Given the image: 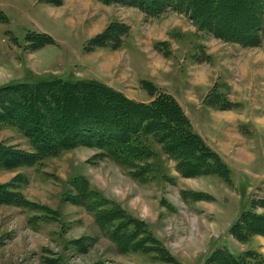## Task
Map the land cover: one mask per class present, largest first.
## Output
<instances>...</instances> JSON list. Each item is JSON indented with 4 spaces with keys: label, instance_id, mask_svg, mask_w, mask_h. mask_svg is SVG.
<instances>
[{
    "label": "rangeland",
    "instance_id": "obj_1",
    "mask_svg": "<svg viewBox=\"0 0 264 264\" xmlns=\"http://www.w3.org/2000/svg\"><path fill=\"white\" fill-rule=\"evenodd\" d=\"M153 2L0 0V47L6 49L0 87L27 76L33 78L27 83L51 75L94 80L146 105L162 92L196 114L203 106L242 116L253 111L264 130V31L244 45L200 27L186 7ZM150 4L155 7L147 9ZM199 87L206 92L200 97ZM111 104L125 109L119 101ZM253 119L241 123L247 140L254 135ZM223 120L237 143L230 149L220 139L219 146L234 158L244 151L236 118ZM13 122L0 120V149L36 155L24 127ZM84 140L45 159L10 168L0 163V189L12 194L0 197V264H224L223 255H214L220 248L209 252L223 243L239 257L264 264V165L259 171L252 161H240L255 175L237 187L231 172L197 175L186 166L182 173L179 159L154 136L142 135L126 157L97 146L91 134ZM184 140L175 150L187 151ZM208 187H215L214 203L229 220L214 213L208 219L200 211L208 205L200 199ZM193 192L195 199L187 200Z\"/></svg>",
    "mask_w": 264,
    "mask_h": 264
},
{
    "label": "trees",
    "instance_id": "obj_2",
    "mask_svg": "<svg viewBox=\"0 0 264 264\" xmlns=\"http://www.w3.org/2000/svg\"><path fill=\"white\" fill-rule=\"evenodd\" d=\"M215 1L219 2L221 8L212 9ZM224 1L160 0V4L167 2L176 9L186 7L183 10L189 11L200 27L210 28L219 37L239 41L244 45L257 40L258 33L264 31V0H228L223 6ZM155 2L157 4L159 0H154L153 4ZM258 2L263 3L262 9H259ZM151 5L147 9H151ZM195 13L200 14L201 18H197ZM214 15L216 17L211 18ZM27 78L13 80L0 87V96L7 92L11 95L10 98H0V120L7 123L15 121L23 126L36 147V155L0 149V163L6 166L4 168L56 155L68 148V144H77L79 141L87 143L84 139L88 133L95 139L97 146L104 145L111 153L119 152L118 155L124 157L132 154L134 143L142 135L154 136L166 145L171 156L179 159V170L189 166L197 175L216 173L228 177L230 174L229 168L196 134L184 110L169 94L161 92L157 99L146 105L127 99L122 93L94 80H62L51 75L27 83L33 81L32 77ZM117 101L125 109L118 108L117 111V107L111 104ZM109 111L112 114L117 112V117L109 116ZM103 115L106 121L101 120ZM64 121H73L74 124L69 125ZM182 138H185L183 143L187 151L175 150V145ZM188 158L193 162L190 163ZM123 163L129 164L127 161ZM11 195L4 187L0 189V197ZM215 254L223 255L224 264H254L227 250L219 249Z\"/></svg>",
    "mask_w": 264,
    "mask_h": 264
},
{
    "label": "crops",
    "instance_id": "obj_3",
    "mask_svg": "<svg viewBox=\"0 0 264 264\" xmlns=\"http://www.w3.org/2000/svg\"><path fill=\"white\" fill-rule=\"evenodd\" d=\"M5 56H6L5 47H4V49H2V47H0V59L4 58ZM6 64L7 63H3L4 66H6ZM0 65H1V63H0ZM1 67H3V66H1ZM0 69H3V68H0ZM27 77H29V76H27ZM2 78H3V75H0V79H2ZM20 79L23 80V79H26V77L16 78V79H13V80H20ZM7 80H9V79H7ZM7 80L3 81V83L7 82ZM13 80H10V81H13ZM204 93H206L204 88L202 89V88L199 87L198 90H195V94H197L199 97L202 94H204ZM183 104H184L185 107L183 106ZM183 104H181V106H182L184 111L185 110L187 111V112L185 111L186 114L188 113L189 115L188 114L187 115L192 118L191 119L189 117L191 119V122L193 124V127H194L195 131L200 133L202 135V137L206 138V140L210 143V145L212 147L214 145V146H216L218 148V150H217L218 152L217 151L216 152L219 153V156L221 157L222 161L229 166L230 172H231L232 177H233L231 185H235L236 184L237 187H243V184L245 183V181L249 180V176H253L254 177L255 174L253 175L249 171H247L246 168L243 167V165H241L240 161H244V162L252 161L253 164H255V166L258 167L259 171L264 165V130L259 126V124L257 122L258 118L255 117L254 112L252 111L249 114V116L247 114L242 116L243 114L238 113V112H230L229 114H225V113L216 112L214 109L211 110L210 108H207V107L203 106L202 108H197V109H199V112H197V114H196L193 111L190 112V110L188 109V106H186L185 103H183ZM187 105H189V104H187ZM253 117H254V119L250 120V121L253 123V126H254L253 127L254 128V135H253V138H250V140H247L242 135V133H244V131L242 129L243 126L241 125V123H242V121L245 118H249L250 119V118H253ZM235 118H236V124H237L236 128H237V130H239V132L237 131V135H238V137L241 136L240 139L242 141L243 150L244 151H236L237 153H236V155L233 158V157H230L227 154L225 149L222 150V147L219 146V140L223 139V141L229 146L230 149H232L234 147L235 143H237V140L235 139V136H233L229 132H226V129L228 128L227 124L224 125V123H222V121H224L223 119H230L231 120V119H235ZM214 119H215V121H214ZM206 123L210 124L209 127H207ZM243 138H245L247 141H245ZM223 154L225 156H227L228 158H230V160L234 164L233 166L230 165V163L227 161V159L224 158ZM238 169H239L240 173L238 172ZM210 176H214V175H210ZM238 178H239V180H238ZM192 182H197V181L195 179H191V183ZM198 184H199V182H197L194 185H198ZM213 189H211L210 187L207 188L208 196L204 195V197H203V195H200V199H202L203 202H205V204H208V205H206V208L201 207L200 211L206 213L208 219H211L209 217V214L211 216V213H214L216 215L220 214L219 217H224L225 216L226 219L228 218V220H229V217L227 215L226 210L224 208H221V207H218V206L215 205L214 201L216 202V193H215L216 189H215V187ZM199 192L197 193V195L199 194ZM200 194H202V193H200ZM195 195L196 194H194V192H193V193H191L188 196L186 195L185 198L187 200H191V198L195 199ZM215 217H214V220L216 222H218V220H216ZM229 223L227 224V226L229 225L227 230H229V233H230V230H231V227H232V221L231 222L229 221ZM215 228H216V226H213V229H215ZM228 246L229 245H225L224 243L220 244V245H217V246L213 245V247L210 249L209 252L211 253V251L213 252L216 249H219V248L223 249L224 248L223 250L228 249L232 254H234L237 257L239 255H242V253H239L237 251L236 252L233 251L232 250V248H233L232 245H230V248Z\"/></svg>",
    "mask_w": 264,
    "mask_h": 264
},
{
    "label": "bare ground",
    "instance_id": "obj_4",
    "mask_svg": "<svg viewBox=\"0 0 264 264\" xmlns=\"http://www.w3.org/2000/svg\"><path fill=\"white\" fill-rule=\"evenodd\" d=\"M115 110V109H114ZM130 121V120H129ZM118 125H119V123H118ZM128 126V125H127ZM124 127H126V126H124ZM123 128V127H122ZM193 184H196L197 182H192ZM191 240V239H190Z\"/></svg>",
    "mask_w": 264,
    "mask_h": 264
}]
</instances>
